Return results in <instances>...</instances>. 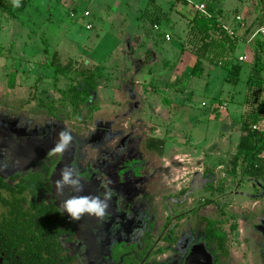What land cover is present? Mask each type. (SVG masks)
I'll use <instances>...</instances> for the list:
<instances>
[{"label":"rangeland","instance_id":"374dc122","mask_svg":"<svg viewBox=\"0 0 264 264\" xmlns=\"http://www.w3.org/2000/svg\"><path fill=\"white\" fill-rule=\"evenodd\" d=\"M202 3L240 35L263 19L261 0ZM191 4L30 0L17 13L12 0H0V156L8 164L27 142L54 145L59 131L72 132L67 165L84 178L76 194H100L105 183L113 191L107 241L91 229L75 246L85 244L90 264H109L108 248L120 239L137 240L139 264H186L194 251L203 256L195 264H264V177L247 176L240 162L231 173L240 126L264 92L250 93L258 86L247 63L234 85L220 63L193 55L197 43L175 12ZM155 14L160 26H152ZM150 139L163 141L161 152L148 148ZM209 183L221 190L207 191ZM205 228L223 235L214 253ZM169 230L174 241L162 245ZM159 246L166 250L154 253Z\"/></svg>","mask_w":264,"mask_h":264},{"label":"trees","instance_id":"16d2710c","mask_svg":"<svg viewBox=\"0 0 264 264\" xmlns=\"http://www.w3.org/2000/svg\"><path fill=\"white\" fill-rule=\"evenodd\" d=\"M186 4L185 0H182ZM30 0H21L20 7H16V12L21 13ZM262 4V20H264V0ZM209 15H206L196 8L187 10L185 14L175 10L186 20V35L189 41L196 42L197 46L192 51L198 59H207L211 62L220 63L228 71L226 79L230 84H236L241 71L239 62L235 56V50L243 34L231 28V32L223 29L217 22V16L222 12L213 10V4H204ZM10 17L15 18L13 12H9ZM161 15L155 14L151 21L152 26L161 24ZM238 26V25H237ZM238 28V27H237ZM183 53V50H180ZM56 54H54L55 56ZM254 62V84L251 92L258 96L263 91V80L259 76L263 69L259 56H255ZM59 67V65H58ZM70 68V65L60 68V73ZM92 76H88L87 82L91 85ZM245 120L240 126V136L237 144V152L232 158L231 170L235 174V167L240 162L241 170L250 177H264V158L259 154L264 152V130L254 129L253 126L264 119V99L250 109ZM163 141L150 139L149 149L161 152ZM53 146H49L45 151V158L50 162L57 163L64 157L48 155ZM37 159V156H33ZM38 165V164H37ZM30 169L20 176L18 170L10 173L0 170V205L3 208L0 212V264H74L75 258L69 255V247L65 245L71 226L76 228L79 221H70L67 215H61L57 211L59 203L67 199L70 194L57 193L46 187V180L43 173L31 171ZM32 168V169H31ZM206 189L212 191L211 184L205 185ZM221 190V187L218 188ZM5 193V194H4ZM50 194V196H49ZM49 196V197H48ZM222 239V233L215 234Z\"/></svg>","mask_w":264,"mask_h":264},{"label":"flooded vegetation","instance_id":"af4514ba","mask_svg":"<svg viewBox=\"0 0 264 264\" xmlns=\"http://www.w3.org/2000/svg\"><path fill=\"white\" fill-rule=\"evenodd\" d=\"M29 143L30 142H27L26 144H24V147L20 146L18 149H16L13 158L8 164L5 163V158L0 156V170H4L5 172H10V173L18 170L21 176L23 173L27 172V170L30 169L29 166L31 165L32 168L35 167L33 169L31 168L32 169L31 171H38L44 174L46 180V187L47 188L50 187L49 190L51 194V191L53 190L56 191L55 182L57 179H59L61 168H63L69 163L68 162L69 150L63 154L64 159L58 161L57 163H53L50 162L47 158H45L46 148L49 146H54L53 144H47L45 142H41L40 144L34 146ZM33 156H37L38 158L35 159L33 158ZM218 188L219 187L213 188L212 191H219ZM86 192L83 195H95L92 187L88 188ZM63 193H68L70 194V196L77 195L74 192H69L67 189H65ZM112 204H114V202L110 201L108 208H110ZM2 209L3 208L0 205V212L2 211ZM108 220H109L108 215H106L102 221L93 217L84 216L79 220V225L78 226L76 225V228H73L74 226H71L68 234V237L70 238L66 239L65 245L69 247V255L75 258L74 264H90L87 255L88 251L85 244H81L79 248L75 249L76 244L80 240L79 237L82 234V232H84L85 230L92 229L105 242L107 241L105 240L107 237V233L105 229L106 226H108L109 223ZM168 233L169 234H167L164 237V241L162 242V245L166 244L167 246L168 244L173 243L174 239L171 237L172 230H169ZM215 234H217L215 230L208 231L206 228L203 229V235L207 240V245L212 248L213 253L216 251V247L218 246L217 244L218 239L215 236ZM136 241L137 240L135 239H131V240L120 239L116 242L114 241L112 244H110L108 248L109 255L105 256L106 261L107 262L109 261V264H139V262L143 259V252L139 250L138 243ZM164 250H166L164 249V246H159L155 249L154 253L160 254ZM198 259H203V256L201 253L194 251L190 254L189 258H187L186 264H195V261Z\"/></svg>","mask_w":264,"mask_h":264},{"label":"clouds","instance_id":"9594fccd","mask_svg":"<svg viewBox=\"0 0 264 264\" xmlns=\"http://www.w3.org/2000/svg\"><path fill=\"white\" fill-rule=\"evenodd\" d=\"M13 7H20L21 0H12ZM74 136L68 129H62L57 133L54 146L48 152L50 157L57 159L63 157L74 143ZM84 178L81 177L77 169L71 165L64 166L59 174V179L55 182L57 193H63L65 189L69 192L80 193L83 191ZM103 191L98 195H72L61 201L57 206V211L61 215H67L70 221H79L84 216L103 220L107 215L109 201L112 199L113 191L105 183L101 185Z\"/></svg>","mask_w":264,"mask_h":264},{"label":"crops","instance_id":"0c3cea01","mask_svg":"<svg viewBox=\"0 0 264 264\" xmlns=\"http://www.w3.org/2000/svg\"><path fill=\"white\" fill-rule=\"evenodd\" d=\"M186 1V3L188 2V3H190L191 4V2H189L188 0H185ZM200 3H202V0H200L199 1V3L198 4H195V3H192L191 5H192V7L193 8H196L197 9V6L200 4ZM162 8V7H161ZM173 8V7H172ZM166 10V9H165ZM175 10H177L178 11V9H175ZM184 11L185 12H187V10H185L184 9ZM184 11H183V13H184ZM176 12V11H175ZM176 14H178L179 15V13H176ZM185 14V13H184ZM171 16V15H170ZM172 17V16H171ZM181 18H183L184 20H185V17L182 15V17ZM186 21V20H185ZM166 24H174V19L172 18V20H171V22H169V20L167 21V23ZM161 32H162V30H161ZM164 35H165V33H169V31L168 30H166L165 31V29H164ZM241 43H243L244 44V51H242V52H239V53H237V52H235V56H236V58H237V60H238V62H239V65H240V67H241V71H240V73L242 72V67H243V64H248V66L250 67L249 68V71L248 72H250L252 69H253V67H252V62H255V56H259V59H260V61L262 60L261 58L263 57V53L262 52H260L261 51V49H263V46H262V44L258 41V40H254V41H247V39L245 38L244 40H241L240 42H239V44H238V46L241 44ZM243 44H241V45H243ZM237 46V47H238ZM236 47V48H237ZM261 56V57H260ZM191 58H193V56L191 55L190 56ZM239 57H242L243 59L242 60H239ZM263 59H264V57H263ZM254 65V64H253ZM263 86H264V83H263ZM263 91L261 92V94L264 92V87H263V89H262ZM264 121V119L263 120H261L259 123H257V124H260L261 122H263ZM257 124H255V125H257ZM257 129V128H256ZM257 130H259V129H257Z\"/></svg>","mask_w":264,"mask_h":264},{"label":"built area","instance_id":"2783aa9c","mask_svg":"<svg viewBox=\"0 0 264 264\" xmlns=\"http://www.w3.org/2000/svg\"><path fill=\"white\" fill-rule=\"evenodd\" d=\"M197 9L201 11L202 13L209 15L203 3H200L197 6ZM234 20L236 23H238L237 24L238 27H240L241 29L244 27V24H243L244 22L239 16H236ZM218 23L222 26L223 29L227 30L228 32H231L230 31L231 29L225 24H223V20H218ZM164 38L166 41H169L170 34L165 33ZM245 38L247 39V41L258 40L257 38H261L264 40V20L258 23L257 25H255L254 27H252L250 31H248V33L246 34ZM242 59H243L242 57H239V60H242ZM253 128L256 129L255 126H253Z\"/></svg>","mask_w":264,"mask_h":264}]
</instances>
